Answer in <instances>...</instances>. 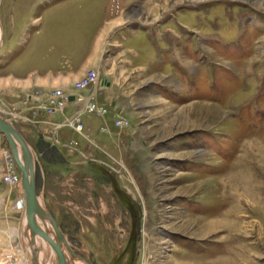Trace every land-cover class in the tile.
<instances>
[{
    "label": "rangeland",
    "instance_id": "rangeland-1",
    "mask_svg": "<svg viewBox=\"0 0 264 264\" xmlns=\"http://www.w3.org/2000/svg\"><path fill=\"white\" fill-rule=\"evenodd\" d=\"M18 1L0 0V116L32 144L38 196L75 253L95 264H264V0H127L122 25L147 32L149 45L143 37L135 50H118L116 76L94 68L99 79L87 90L97 88L99 109L78 117V96L88 92L75 82L90 68L74 94L23 90L27 76L10 67L23 37L27 0L14 12ZM29 2L31 19L43 8L86 9L85 1ZM12 12L16 47L2 26ZM104 48L105 56L118 49ZM54 89L70 100L49 113ZM10 149L0 131V230L13 226L25 245L28 228L32 264H56L23 220ZM12 169L15 184L4 180ZM0 236L1 253L9 247Z\"/></svg>",
    "mask_w": 264,
    "mask_h": 264
},
{
    "label": "crops",
    "instance_id": "crops-1",
    "mask_svg": "<svg viewBox=\"0 0 264 264\" xmlns=\"http://www.w3.org/2000/svg\"><path fill=\"white\" fill-rule=\"evenodd\" d=\"M70 1L79 5L85 1L86 9L76 6L69 7V13H58L43 8L37 18L34 15L35 17L31 19L33 9L30 2L27 0L24 4L23 37L20 38L21 51L17 57L20 61L16 63L15 59H12L10 64L13 66L9 65L13 72L16 73V70L20 69L23 71L22 76H27L23 90L33 93L35 88L45 89L56 85L72 91L74 80L89 68H99L100 76L106 73L116 76L119 74L117 67H120L118 62L120 57L116 54L118 50H135L139 44L142 46L143 41L149 45L147 32L142 34L139 31H131L122 25L121 18L127 0H102L100 4V0ZM19 2L20 0L14 6V12L21 3ZM14 17L15 13L12 15L11 24L7 21L6 25L1 24L11 28V37L7 44H12V47L19 43V37L15 35L14 30L16 26ZM105 44L118 49H115L111 56H105ZM124 44L128 46L125 47ZM72 92L77 94L79 91L76 93L74 89ZM82 92L87 93L89 90ZM34 97L37 96L31 97L30 105L34 104ZM29 145L32 147L30 142Z\"/></svg>",
    "mask_w": 264,
    "mask_h": 264
},
{
    "label": "bare ground",
    "instance_id": "bare-ground-1",
    "mask_svg": "<svg viewBox=\"0 0 264 264\" xmlns=\"http://www.w3.org/2000/svg\"><path fill=\"white\" fill-rule=\"evenodd\" d=\"M90 70H95L97 72V73L95 72V75H96V77L98 76V79H99L98 71L96 69H89L88 71H90ZM86 75L87 74H85L84 76H86ZM84 76H82L77 81H79V80L82 81V78ZM75 87L78 90H80V91L87 90L89 88L87 86H85V87L82 86L81 88H78L76 83H75ZM55 90H57V89H55ZM60 90H62V89H60ZM62 92H63L62 93V98L66 97L65 101L68 102L70 100L69 94L66 93L64 90H62ZM96 93H97V88H94V89L90 90V92H88L87 95H79L78 96V102L81 104V106L73 113L74 116L83 115L86 111L93 112V111H96V110L99 109V106H98V104H97V102L95 100V97L97 95ZM91 94H92V96H91ZM51 96L54 97V92L53 91L48 95L47 104L44 105V108H46V110L49 111V113H54V112H58V110L59 111L62 110V108L61 109H54V108H57V107L56 106H52L51 107L49 105V98ZM90 96H91L92 99L90 98ZM92 101H93V103H92ZM49 109H51V110H49ZM74 116H71L69 118V120H68L69 124L74 126L77 130H83L84 123L83 122L81 124L79 122L78 123H74L76 121V119H77ZM2 133L5 136L8 144H9V147L11 148L10 149L11 150V155H12L13 159L15 160L17 166L21 170V174H22V176H21L22 184L21 185H23L22 186V189H23L22 197L23 198L18 201L19 202V206L18 207L22 208V211H23V209L25 210V212L23 211L24 212L23 220L24 221H28L29 220L30 228H32V229L35 228L41 234V236L43 237V239L45 240V242H46V244L48 246L47 248H49L48 250L54 249V251H55L54 252V254H55L54 256L56 257V264H59L58 261H60V257H59L58 250L55 248V245H54L55 243H58L60 245L62 251H63V257H64V263L63 264H68L67 260L69 261L70 264H84V263L85 264H95L92 261L91 258H89V257L86 258V257H83V256L75 253V251L73 250L69 240L67 239V237L65 236L64 232L61 230V228L59 227L58 224H57V226H58L57 229L55 228V226H54L55 219H54L53 216H49V215L41 213L38 210H35L34 218H35V223H36L35 226L36 227H34V224H32V222L29 219V214H28V210H27L28 208H27L26 199H25V193H24L25 184H24L23 170L20 167V165H19V163H18V161H17V159L15 157V154H16V156L18 157L20 162L25 164L21 145H20L19 141L13 135V138H14V141H15V145H14V147H12L10 140L6 137L4 132H2ZM28 145H29V143H28ZM29 147L32 150V147L30 145H29ZM13 148H14L15 151L13 150ZM32 153H33V150H32ZM33 166H34V173H35L34 153H33ZM10 172L5 175L4 180L9 182V183H11V184H15L17 179L15 178L14 170L12 169V171H10ZM35 178H36V175H35ZM35 183H36V179H35ZM35 196H36V200L39 203V205L43 208V210L47 211V209L45 208L41 198L38 196L37 189L35 190ZM1 201H2V199H0V203H1ZM12 227L13 226L10 225L7 230H0V232L2 233V236H4L5 238L8 239V241L7 240H3V242H8V247H9L8 249H5L4 251H2L0 253V259H7V260L10 261V264H32V261L34 260V259H32L33 252H34V249H33L34 246L32 244L33 242H31L29 240V238H32V234L30 233V230L28 228L25 230L24 235L26 236L27 240H26L25 245H21V239L19 237H18V239L13 237ZM38 227L41 230H44L45 232L39 230ZM52 239L55 241L54 243H52V241H51ZM49 257H51V255ZM44 259L45 258H43L42 261L44 262V264H47L45 262H47V260H49V259L47 257H46L45 261H44ZM0 264H3V262H0Z\"/></svg>",
    "mask_w": 264,
    "mask_h": 264
},
{
    "label": "water",
    "instance_id": "water-1",
    "mask_svg": "<svg viewBox=\"0 0 264 264\" xmlns=\"http://www.w3.org/2000/svg\"><path fill=\"white\" fill-rule=\"evenodd\" d=\"M0 131L4 132L6 137L10 140L12 147H14L15 145L13 135L15 136V138L19 141L21 145L25 164L20 162L16 154H15V157L20 167L23 170L24 184H25L24 193H25V199H26V204L28 208L27 210L29 214V219L32 222V224H34V227H36L35 218H34L35 210H38L41 213L49 215V216H52V215H50L47 211L43 210V208L39 205V203L36 200V196H35L36 183H35V173H34V166H33L32 150L29 147L28 142L25 140L23 135L18 131V129L14 127L10 121H8L2 116H0ZM54 226L57 229L58 226L55 221H54ZM39 230L41 229L39 228ZM41 231H44V230H41ZM51 241L52 243L55 242L53 239ZM54 245H55V248L59 252L60 261L58 262L59 264H63L64 263L63 251L58 243H55Z\"/></svg>",
    "mask_w": 264,
    "mask_h": 264
},
{
    "label": "built area",
    "instance_id": "built-area-1",
    "mask_svg": "<svg viewBox=\"0 0 264 264\" xmlns=\"http://www.w3.org/2000/svg\"><path fill=\"white\" fill-rule=\"evenodd\" d=\"M95 72H96L95 70L88 71L86 73L87 75L82 78V81L79 80V81H76L75 82L76 85H77V87L78 88H81L82 86L89 87L91 84L96 83L98 81V76L96 77ZM53 92H54V97L51 96L49 98V105L51 107L52 106H56L57 107V108H54V109H61V108H63L64 105H65V103H66V101H65L66 97H63L62 98V93H63L62 90H60V89L55 90L54 89ZM91 96H92V94H91ZM91 96H90V98H91ZM92 103H93V101H92ZM49 110H51V109H49ZM76 117H78V115H76ZM15 178L17 179L16 175H15ZM0 262H3V264H10V261L7 260V259H0Z\"/></svg>",
    "mask_w": 264,
    "mask_h": 264
}]
</instances>
